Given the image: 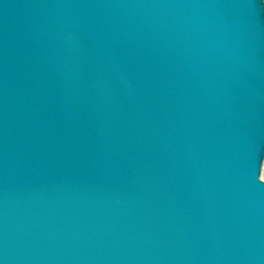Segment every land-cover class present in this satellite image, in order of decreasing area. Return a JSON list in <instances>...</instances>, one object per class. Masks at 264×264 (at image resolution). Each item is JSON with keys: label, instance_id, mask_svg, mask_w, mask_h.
I'll use <instances>...</instances> for the list:
<instances>
[{"label": "water", "instance_id": "95a60500", "mask_svg": "<svg viewBox=\"0 0 264 264\" xmlns=\"http://www.w3.org/2000/svg\"><path fill=\"white\" fill-rule=\"evenodd\" d=\"M263 162L264 0H0V264H264Z\"/></svg>", "mask_w": 264, "mask_h": 264}, {"label": "bare ground", "instance_id": "6f19581e", "mask_svg": "<svg viewBox=\"0 0 264 264\" xmlns=\"http://www.w3.org/2000/svg\"><path fill=\"white\" fill-rule=\"evenodd\" d=\"M263 166H264V162H263L262 169H261V176H262V177H263V175H264ZM263 178H264V177H263Z\"/></svg>", "mask_w": 264, "mask_h": 264}, {"label": "rangeland", "instance_id": "374dc122", "mask_svg": "<svg viewBox=\"0 0 264 264\" xmlns=\"http://www.w3.org/2000/svg\"><path fill=\"white\" fill-rule=\"evenodd\" d=\"M263 170H264V166H263ZM260 175H261V174H260ZM263 177H264V175H263ZM263 177L261 176L262 179H264Z\"/></svg>", "mask_w": 264, "mask_h": 264}, {"label": "snow or ice", "instance_id": "6c2138e0", "mask_svg": "<svg viewBox=\"0 0 264 264\" xmlns=\"http://www.w3.org/2000/svg\"><path fill=\"white\" fill-rule=\"evenodd\" d=\"M262 160V159H261Z\"/></svg>", "mask_w": 264, "mask_h": 264}]
</instances>
